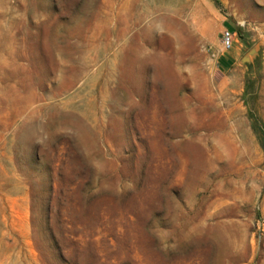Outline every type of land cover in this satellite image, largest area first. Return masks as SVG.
Returning <instances> with one entry per match:
<instances>
[{"label":"rangeland","instance_id":"rangeland-1","mask_svg":"<svg viewBox=\"0 0 264 264\" xmlns=\"http://www.w3.org/2000/svg\"><path fill=\"white\" fill-rule=\"evenodd\" d=\"M0 264H264V0H0Z\"/></svg>","mask_w":264,"mask_h":264},{"label":"built area","instance_id":"built-area-1","mask_svg":"<svg viewBox=\"0 0 264 264\" xmlns=\"http://www.w3.org/2000/svg\"><path fill=\"white\" fill-rule=\"evenodd\" d=\"M233 34L229 31H225L223 34V41L226 49H231L233 43Z\"/></svg>","mask_w":264,"mask_h":264}]
</instances>
